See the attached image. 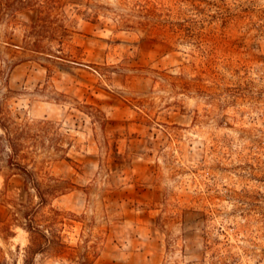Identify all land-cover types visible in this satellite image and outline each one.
Here are the masks:
<instances>
[{
    "label": "rangeland",
    "instance_id": "obj_1",
    "mask_svg": "<svg viewBox=\"0 0 264 264\" xmlns=\"http://www.w3.org/2000/svg\"><path fill=\"white\" fill-rule=\"evenodd\" d=\"M137 1L0 0V125L70 184L28 253L0 128V264H264V0Z\"/></svg>",
    "mask_w": 264,
    "mask_h": 264
},
{
    "label": "trees",
    "instance_id": "obj_2",
    "mask_svg": "<svg viewBox=\"0 0 264 264\" xmlns=\"http://www.w3.org/2000/svg\"><path fill=\"white\" fill-rule=\"evenodd\" d=\"M17 4L22 5V9L27 5L29 0H13ZM145 15L143 17H150L155 14V8L152 10L146 9L142 6L141 1H137L132 5V9ZM20 9V8H19ZM64 30L60 27V30ZM50 33L55 35L58 28H50ZM47 31V33H49ZM0 128L5 132L4 145L8 150L9 155L7 159V166L14 168L17 173L24 180V188L26 190L31 189L34 192V197L37 199L35 204H19L14 209L12 214L13 221L17 222V225L28 234L29 245L27 246V252L31 254H53L57 255L61 253L62 248L65 246L61 243L62 236L60 235V229H58V223H61L58 219L61 217V213L50 207V200L63 195L67 190L68 182L56 181L52 185H48L45 188L41 187V184L36 180L35 173L29 170L26 165L20 163L15 164V159L20 157L24 159L25 156L20 155V145L11 136L10 130L5 126ZM15 165V166H13ZM48 207V211L44 212V209ZM87 252L82 255L76 264H92V261H88Z\"/></svg>",
    "mask_w": 264,
    "mask_h": 264
}]
</instances>
